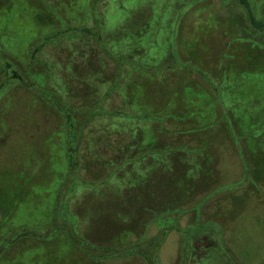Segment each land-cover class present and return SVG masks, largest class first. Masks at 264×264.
<instances>
[{"label": "rangeland", "instance_id": "obj_1", "mask_svg": "<svg viewBox=\"0 0 264 264\" xmlns=\"http://www.w3.org/2000/svg\"><path fill=\"white\" fill-rule=\"evenodd\" d=\"M53 1L76 22L74 12L86 0ZM227 2L115 0L103 32L122 58L110 68L101 63L97 77L91 70L77 77L61 61L82 48L90 54L92 46L72 42L41 53L61 61L46 83L63 99L82 106L110 91L102 108L131 115L88 123L77 153L82 168L74 173L65 150L79 136L65 144L61 113L29 86L18 83L4 93L0 234L22 228L39 237L21 235L0 264H264V0H245L243 8ZM48 5L0 0V42L9 53L27 58L26 44L57 22ZM113 63L125 84L112 75ZM184 64L207 72L215 86L199 87L196 74L194 85L188 82L194 71ZM167 143L174 149L155 150ZM174 224L183 232L162 239V228ZM70 225L97 250L139 242L149 253L162 242L156 258L125 251L101 260L73 244Z\"/></svg>", "mask_w": 264, "mask_h": 264}, {"label": "flooded vegetation", "instance_id": "obj_2", "mask_svg": "<svg viewBox=\"0 0 264 264\" xmlns=\"http://www.w3.org/2000/svg\"><path fill=\"white\" fill-rule=\"evenodd\" d=\"M48 1V6L52 10L53 7L50 5V0ZM114 1L115 0H86L85 2H82L81 10L76 9L75 12L73 11L77 18L76 22H69L67 20L69 18L68 10L63 11V13L57 11L53 12L57 22L55 24L50 23L47 29H44V32L37 34L36 37H32V40L26 44L27 58L25 59L19 58L15 53L14 55L9 53L5 46L0 42V98L9 90V88L14 87L18 83L29 86L30 89H35L39 95L41 93L48 94V96L44 98L41 95L40 96L45 100L44 103H48L49 106L59 111L61 116H65L64 121L68 128L64 130L66 132L64 133V136L67 139L72 138L74 134L71 131H74L75 129L70 120L72 117H70L68 113L69 111L66 110V108L65 111L63 110L64 103L66 106L70 105L76 109L82 110V107L74 106L67 99L59 100V98L55 96L52 98L51 94L52 92H56V89L53 86L48 85L46 80L49 78L51 81V77H54L53 74L57 62H66L64 63V66H70L71 69L74 68L77 77H82L85 72L90 70L95 72L93 76L97 77L101 63H107L110 68V63L115 61L116 57H121L116 56L115 51L112 52L110 49V46L115 41L113 42L112 37L108 33H105V30L103 32V27H105V22L107 21L106 18L108 16L107 11L112 8ZM226 4H236L243 8L244 5H246V2L245 0H229ZM253 22L254 20H252V23ZM100 27L101 30L99 31L98 28ZM72 42L77 43L80 48L83 44L92 46L90 54L85 53L82 48L79 49L81 52H78L75 56L65 55L64 59L61 61H57V59L52 61L41 56V53L46 49L60 47ZM89 43H91V45H89ZM100 45H102L107 52L101 50ZM96 48L98 51L101 50L102 53H95ZM113 65L112 75L116 76V67L114 63ZM110 72L111 69H109V73ZM78 81H80V83L82 82V80L79 79ZM42 87L44 88L43 91L41 90ZM106 94L109 96L110 91ZM46 100H48V102ZM62 110L64 112H62ZM78 115V113H75L74 121H77L78 118L83 120ZM83 129L81 130L83 131ZM82 131H80V134H78L79 137H77L78 144L82 141ZM65 138L63 139L65 140ZM93 138L94 136L92 135L88 140L94 141Z\"/></svg>", "mask_w": 264, "mask_h": 264}, {"label": "trees", "instance_id": "obj_3", "mask_svg": "<svg viewBox=\"0 0 264 264\" xmlns=\"http://www.w3.org/2000/svg\"><path fill=\"white\" fill-rule=\"evenodd\" d=\"M45 2V0H42ZM65 1H68V0H61L60 2L58 3H62V2H65ZM69 2V1H68ZM54 3L53 0H50V5L53 7L52 8V11L55 12L56 11V8L59 9L58 5L54 7V5H52ZM55 4V3H54ZM61 6V5H60ZM61 8V7H60ZM60 10V9H59ZM251 14V13H250ZM68 15H71V14H68ZM254 20V19H252ZM250 26L253 27L255 30H258L260 31L261 27H259L260 25L257 24H253L250 22ZM101 50H103L104 52H107L106 49H104L103 46H101ZM118 58V57H117ZM116 59V58H115ZM127 60V59H126ZM124 60L120 63V67L121 65H124L123 63H127V61ZM184 67L183 68H186V70H194L195 72H197L201 78V80L198 82L200 83L199 87L203 88V84L205 83L206 86L210 87V85H212L210 79H209V75L205 73V75L203 74V70H199V69H193L191 67V65L189 66V64H184L183 65ZM122 69L121 68H117L116 70V80H118L120 78V75L122 74ZM187 72V71H186ZM208 75V76H207ZM127 75L125 76V79L127 80ZM189 78V79H188ZM192 82H191V80ZM123 75L122 77L119 79L121 81V84H125L124 82H122L123 80ZM181 79V78H180ZM188 79V82L190 81L191 83H193V79L191 77V73H190V76L187 77ZM125 81V80H124ZM204 82V83H203ZM177 83H180V81H177ZM194 85V83H193ZM127 86V84L125 85V87ZM213 86V85H212ZM96 87V86H95ZM206 88V87H205ZM115 90H117L115 88ZM41 92V91H40ZM111 93V92H110ZM43 98L44 97H47L48 94L46 93H41L40 94ZM52 98L57 97L59 98V100H63L62 96L60 93H58L57 91L56 92H52ZM211 95V94H210ZM107 96L108 94H105L103 97L100 98V93L97 95L96 99L93 101L94 103H90V104H87L86 105H82L80 107H82V110L81 109H76L74 107H71L70 105L69 106V115L70 117V120L72 121V125L74 126V129H76V127H79L77 129V131L75 132L74 131H71L74 135L75 134H80V131H82L81 129H83L84 127H86V125L93 120V118L95 116H102V115H117V116H122L123 118H125V116H127L128 118L131 117V115H126L127 113H125V111H120V110H116V111H108V110H105L102 108V102L104 100L107 99ZM128 98V97H127ZM127 98H125V100H127ZM205 99V98H204ZM208 99H209V96H208ZM207 99V100H208ZM210 99L212 100V96L210 97ZM44 101V99H42ZM187 100V99H186ZM48 102V100H46ZM127 102V101H126ZM188 102V100H187ZM189 103H192V102H189ZM126 106H127V103H126ZM141 107V106H140ZM216 108H218V106H216ZM65 111V109H63ZM62 110V112H64ZM75 113H78L79 117H81L83 120H80V118L77 119V121H74L73 119L75 118ZM187 114V112L185 113ZM62 117V123H63V126H62V129L63 130H66L68 127L66 126V122L64 121L65 119V116H61ZM135 118V117H134ZM110 130V129H109ZM127 129H125L124 131H126ZM64 133H66L64 131ZM72 138L70 139H67L65 138V144L68 142H70ZM96 143L95 142H90V145L88 148H86L87 150L86 151H89L87 152V155L84 156V159L83 161H85V159L87 158V156L89 157V155H92V154H89L91 151H94V147L93 145ZM81 144V145H80ZM89 144V143H88ZM98 144V143H96ZM82 146V142H80L78 144V140L75 141V146H73V149L68 147L67 144H66V150H65V160L67 162V166H68V172L69 173H74V168H76V170H81L79 169L82 168L80 163H79V166L77 165L78 164V159H77V153H78V150L80 149V147ZM157 146V145H156ZM185 145H183L182 149L183 150H187V149H184ZM82 148V147H81ZM91 149V151H90ZM158 150H162V148L158 147L157 148ZM155 149V150H157ZM168 149H174L173 147L171 148L170 144H166L165 147H164V151L165 150H168ZM178 150V149H177ZM184 152V151H183ZM73 153V154H72ZM178 158V157H177ZM180 158H178L179 160ZM85 166V164L83 165V167ZM86 167V166H85ZM84 170V169H83ZM83 180V179H82ZM83 182L85 183L86 180H83ZM56 205H59L58 203H56ZM167 208V207H166ZM66 213H68L70 216H73L69 213L68 211V203H67V206H66ZM74 227H76V225H74ZM64 229V227H63ZM163 230L161 231V235H162V239L164 238V236L167 234V232L171 231V230H176L178 232H183L182 230H180L175 224L174 225H171L167 228H162ZM67 236L70 238V240L73 242V244H75L77 247L81 248V250L86 254V255H89L91 256L92 258H98V259H107V258H110V257H114V256H118L119 253L121 252H130L131 255H138V256H141L143 258H146L148 259V257L152 254H154L155 258L157 256V250L158 248L160 247L162 240L158 241L155 246H154V249L153 251L149 252V253H144L143 251H141L140 249V243L139 242H135L133 244H130V245H125V246H122V247H118V248H114V249H110V247H102L100 248V250L96 249L93 245H91L90 243H88V241L80 234V232L75 228V229H72L71 225L70 227L68 228L67 230ZM3 233V232H2ZM27 234H34V237H39V234H37L36 232L34 233L33 231H29V230H25V229H20L18 233H12V234H7V235H3V234H0V256L3 255L4 252H8L10 250V248L12 247V244L15 243V241L18 240L19 237H21V235H27ZM152 239H155L154 237ZM142 242V241H141ZM139 243V244H138ZM193 248V252H195V246L192 247ZM122 249V250H121ZM199 250L200 249H203L201 252H204L206 248H198ZM193 260L195 259L194 257L192 258ZM196 260V259H195ZM154 264H157V263H154Z\"/></svg>", "mask_w": 264, "mask_h": 264}, {"label": "crops", "instance_id": "obj_4", "mask_svg": "<svg viewBox=\"0 0 264 264\" xmlns=\"http://www.w3.org/2000/svg\"><path fill=\"white\" fill-rule=\"evenodd\" d=\"M192 71H194V70H192ZM190 73H191V74H194V75L196 74L198 77H200L199 74H198L197 72H195V71H194V72H190ZM209 79H210L212 85L215 86V84L213 83V81H212V79L210 78V76H209ZM193 81H194V79H193ZM203 83H204V82H203ZM204 85H205V83H204ZM205 87L209 88L208 86H205ZM185 103H186V102H185ZM218 111H219V109H218ZM182 115H184V116L187 117V114H184V113H183ZM182 115L179 114L180 119H182V117H183ZM177 120H178V119H177ZM180 121H181V120H180ZM180 121H178V122H180ZM181 126H182V125H181ZM184 132H185V131H184ZM185 134H188V132H185ZM185 134H183V136L188 137V139H189L190 136H186ZM239 140H240L239 146H240V147H244V145L246 144L245 141H244V140L241 141V139H239ZM242 144H243V145H242ZM247 148H248V145L246 144L245 149H247ZM163 149H164V148H162V150H163ZM157 150H158V149H157ZM231 153H236V154H237V152H234V151H231Z\"/></svg>", "mask_w": 264, "mask_h": 264}]
</instances>
